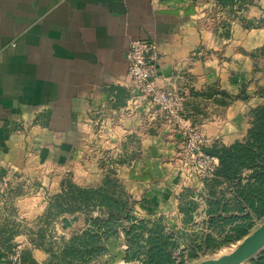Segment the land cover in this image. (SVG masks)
I'll use <instances>...</instances> for the list:
<instances>
[{
	"label": "crops",
	"instance_id": "1",
	"mask_svg": "<svg viewBox=\"0 0 264 264\" xmlns=\"http://www.w3.org/2000/svg\"><path fill=\"white\" fill-rule=\"evenodd\" d=\"M132 39L157 44L158 84L186 95L206 149L248 136L264 106V0H0V264L16 245L25 264H59L61 239L87 221L44 225L51 198L109 173L138 217L184 237L203 225L210 190L183 177L182 132L145 101L127 112ZM107 246L103 264H134L122 237Z\"/></svg>",
	"mask_w": 264,
	"mask_h": 264
},
{
	"label": "trees",
	"instance_id": "2",
	"mask_svg": "<svg viewBox=\"0 0 264 264\" xmlns=\"http://www.w3.org/2000/svg\"><path fill=\"white\" fill-rule=\"evenodd\" d=\"M205 151L218 157L219 166L206 180L210 193L198 232L184 237L158 221L138 217L120 179L109 173L98 187L70 183L51 198L42 221L65 214H81L87 221L85 228L61 239L54 259L59 264H103L100 258L108 253V242L122 237L128 263L188 264L241 242L264 220V106L257 109L246 139ZM198 208L194 202L183 207L187 223L195 222ZM2 233L7 234L4 244L11 233ZM38 235L42 240V232ZM248 264H264V251Z\"/></svg>",
	"mask_w": 264,
	"mask_h": 264
},
{
	"label": "built area",
	"instance_id": "3",
	"mask_svg": "<svg viewBox=\"0 0 264 264\" xmlns=\"http://www.w3.org/2000/svg\"><path fill=\"white\" fill-rule=\"evenodd\" d=\"M129 91L127 112H132L141 102H147L155 114L172 122L184 137L179 153V168L185 179L207 180L219 166L218 157L205 151L210 140L205 138L186 115V95L181 91L167 90L158 84L160 51L154 41L132 39L128 51ZM4 188L7 183H4ZM23 247L16 245L7 264H25Z\"/></svg>",
	"mask_w": 264,
	"mask_h": 264
},
{
	"label": "water",
	"instance_id": "4",
	"mask_svg": "<svg viewBox=\"0 0 264 264\" xmlns=\"http://www.w3.org/2000/svg\"><path fill=\"white\" fill-rule=\"evenodd\" d=\"M264 251V221L229 254L209 258L196 264H248Z\"/></svg>",
	"mask_w": 264,
	"mask_h": 264
},
{
	"label": "rangeland",
	"instance_id": "5",
	"mask_svg": "<svg viewBox=\"0 0 264 264\" xmlns=\"http://www.w3.org/2000/svg\"><path fill=\"white\" fill-rule=\"evenodd\" d=\"M49 219H51V217H50ZM49 222H50L49 220H48V222H44V221H42V223H43L44 225H47L48 227L50 226V223H51V222H50V223H49ZM8 224H9V223H6V226H8ZM235 248H236V245H235V246H231V247L224 248V249L221 250L220 252H218V253H216V254H213V255H203V256H201L198 260L193 261V262L188 263V264H196V263H198V262H200V261H202V260L209 259V258H218V257H220V256H222V255H225V254H229V253H231Z\"/></svg>",
	"mask_w": 264,
	"mask_h": 264
}]
</instances>
